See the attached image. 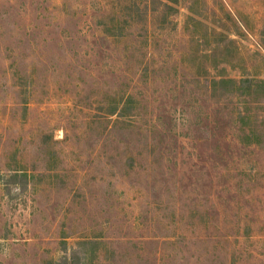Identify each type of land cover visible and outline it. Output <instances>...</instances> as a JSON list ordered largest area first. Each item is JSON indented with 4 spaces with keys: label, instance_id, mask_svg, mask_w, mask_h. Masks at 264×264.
Segmentation results:
<instances>
[{
    "label": "rangeland",
    "instance_id": "obj_1",
    "mask_svg": "<svg viewBox=\"0 0 264 264\" xmlns=\"http://www.w3.org/2000/svg\"><path fill=\"white\" fill-rule=\"evenodd\" d=\"M0 264H264V0H0Z\"/></svg>",
    "mask_w": 264,
    "mask_h": 264
}]
</instances>
